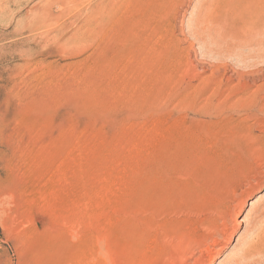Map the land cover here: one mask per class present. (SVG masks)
<instances>
[{"label":"rangeland","instance_id":"rangeland-1","mask_svg":"<svg viewBox=\"0 0 264 264\" xmlns=\"http://www.w3.org/2000/svg\"><path fill=\"white\" fill-rule=\"evenodd\" d=\"M263 34L264 0H0V264H264Z\"/></svg>","mask_w":264,"mask_h":264},{"label":"bare ground","instance_id":"bare-ground-1","mask_svg":"<svg viewBox=\"0 0 264 264\" xmlns=\"http://www.w3.org/2000/svg\"><path fill=\"white\" fill-rule=\"evenodd\" d=\"M205 1V0H204ZM213 1V0H212ZM204 5H205V3H204ZM202 7V6H201ZM201 10H202V8H201ZM208 10V9H207ZM199 15V14H198ZM203 18V17H202ZM198 20V19H197ZM259 35V34H258ZM264 35V34H263ZM262 36V35H261ZM226 38V37H225ZM248 41V40H247ZM264 209V208H263ZM264 211V210H263ZM262 234H264V233H262ZM249 247V246H248ZM248 247H246V248H248ZM249 252V251H248ZM244 253V252H243ZM249 256V255H248ZM237 260V259H236ZM239 262V261H238ZM186 264V263H185Z\"/></svg>","mask_w":264,"mask_h":264}]
</instances>
